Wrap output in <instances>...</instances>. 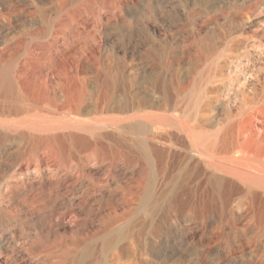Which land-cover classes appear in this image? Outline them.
I'll list each match as a JSON object with an SVG mask.
<instances>
[{
    "label": "bare ground",
    "instance_id": "obj_1",
    "mask_svg": "<svg viewBox=\"0 0 264 264\" xmlns=\"http://www.w3.org/2000/svg\"><path fill=\"white\" fill-rule=\"evenodd\" d=\"M55 1L0 0V264H264V90L166 42L204 4Z\"/></svg>",
    "mask_w": 264,
    "mask_h": 264
},
{
    "label": "rangeland",
    "instance_id": "obj_2",
    "mask_svg": "<svg viewBox=\"0 0 264 264\" xmlns=\"http://www.w3.org/2000/svg\"><path fill=\"white\" fill-rule=\"evenodd\" d=\"M59 1L61 0H56L55 2L59 3ZM12 3L14 4V6L18 8V10H22L24 8H29V7H30V11H33L35 9V6L29 3V0L27 1L12 0ZM203 4L205 6L204 8H207V13L208 12L209 13L201 16L200 19L196 22L186 19V17H184L183 15L180 16L182 17L180 21L179 20L180 17L178 18L177 16H174L175 12H172V14H170V17L171 15H173V17H175L177 21L174 19L175 20L174 24H172V27L170 26V28H168V36H170V38L167 37V39L168 38L169 39L166 40V42L167 43L170 42L171 39L175 37L172 39L171 42H175L176 40L177 41L184 40L183 42L189 45V48H191L193 41H195L196 39L201 37L203 40L206 39V41H208L212 46L211 52L214 53L213 54L211 53L209 60L206 61L203 65H201L202 67L201 71L203 73L211 72V71L215 73V76L211 80L209 86L214 87L218 91V93L220 91L219 94L222 95V100L228 101L229 104L237 103L243 96L244 97L250 95L252 96L254 93L257 92L256 90L258 91L260 90L259 93L263 92L264 90L263 88L264 87V0H253V1L252 0H248V1L247 0H243V1L242 0H238V1L237 0H218V1L189 0L188 1L187 0L186 2L188 10L190 9L191 11L194 10L197 11L199 8L203 7ZM214 8L217 9L215 10ZM233 10H235L236 13H234L235 11ZM175 11L179 14H182L181 7H178V9L176 8ZM245 11L247 12V14ZM251 11H253V13ZM241 12H243L244 14ZM36 13H39V11H36ZM219 14L221 16L232 15L235 18L233 19L234 23L232 24V30L227 36L220 33L216 28L219 24L223 22ZM216 18L220 19V22H218ZM168 19L169 18L167 17L166 20L167 22L165 25L166 28L169 27ZM237 19L240 20L241 22H239ZM207 20H210V22ZM238 23L240 24L238 25ZM175 24L178 27L174 28ZM190 25L191 27L186 28L187 26ZM176 30L178 31L176 32ZM22 32L18 33L17 31L14 34L15 36H21L20 34ZM221 36H224L225 39H223L224 37L220 39ZM226 39L228 40L226 41ZM161 40L164 43L165 40L160 39L159 41L160 43L162 42Z\"/></svg>",
    "mask_w": 264,
    "mask_h": 264
}]
</instances>
